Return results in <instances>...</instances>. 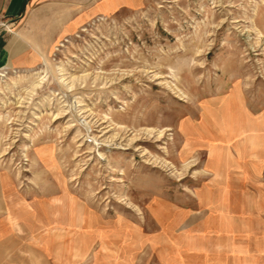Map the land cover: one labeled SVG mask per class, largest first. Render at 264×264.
I'll list each match as a JSON object with an SVG mask.
<instances>
[{
    "label": "rangeland",
    "instance_id": "374dc122",
    "mask_svg": "<svg viewBox=\"0 0 264 264\" xmlns=\"http://www.w3.org/2000/svg\"><path fill=\"white\" fill-rule=\"evenodd\" d=\"M261 124L264 0L86 20L34 68L0 71V264H235L219 239L242 228L264 254ZM228 133L240 203L210 168L206 139Z\"/></svg>",
    "mask_w": 264,
    "mask_h": 264
},
{
    "label": "crops",
    "instance_id": "0c3cea01",
    "mask_svg": "<svg viewBox=\"0 0 264 264\" xmlns=\"http://www.w3.org/2000/svg\"><path fill=\"white\" fill-rule=\"evenodd\" d=\"M146 2L147 0H0V23L9 26L7 32L0 30V71L8 69L30 70L47 59L51 46L61 38L74 33L86 23V20L100 16L112 17L123 11H138L146 6ZM256 125L260 126L257 121L255 127ZM261 125L260 134L256 136L255 140H252L255 149L261 147L256 152L258 156L260 155L259 157L264 156V124ZM239 129L248 130L244 125ZM229 139L233 145L222 143V140ZM237 139L235 135L230 133L227 136L222 135L219 140L216 138L206 139V141L208 140L207 147L212 149L213 153L210 162L212 167L210 168H214L215 173L222 176L218 185L219 190L216 193L219 194L223 202L236 199L235 201L239 200L240 203L239 189L241 187L239 183L236 186L233 185L230 171L227 169L230 167L229 161L224 153L226 149L236 147ZM237 152L238 157H240L241 151ZM237 161L239 162V160ZM254 163L253 166L257 167V162ZM253 169L254 172L264 173V168ZM243 172H245L244 181L248 182L249 173L245 170ZM245 182L244 185H247ZM259 206L264 215L263 200L259 202ZM236 210L238 212L240 207ZM162 218L161 215V223L164 222ZM230 231L221 235L245 237L232 238L231 240L219 239L224 245L230 243L228 248L238 250L233 263L262 264L264 254H261L262 251L253 249L255 245L249 244H255L254 241L246 238V236H252L253 232L251 234L248 228L237 229L236 232ZM230 251L231 253L224 252L226 257L232 254V250Z\"/></svg>",
    "mask_w": 264,
    "mask_h": 264
}]
</instances>
